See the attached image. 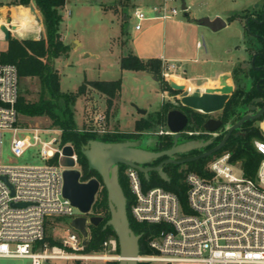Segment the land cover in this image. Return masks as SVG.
<instances>
[{
    "label": "built area",
    "instance_id": "obj_1",
    "mask_svg": "<svg viewBox=\"0 0 264 264\" xmlns=\"http://www.w3.org/2000/svg\"><path fill=\"white\" fill-rule=\"evenodd\" d=\"M172 1L135 7V28L140 30L146 20H164L178 14ZM180 2L182 4V0ZM24 6L30 8V4L0 6V22L3 23L0 27L5 26L10 37L22 36L12 9ZM6 16L10 17V22L5 21ZM35 16H38L37 11ZM40 31L38 28V36ZM0 39H5L4 29L0 30ZM197 45L202 47L204 42L199 41ZM163 63L165 74L179 66L166 60ZM18 96L16 65L0 61V154L2 134L9 132L11 150L16 156L35 150L44 162L0 164V257L28 258L31 264H50L53 259L118 260L115 237L103 243L110 254H114L110 257L83 252L82 236L69 224L80 212L62 192L65 167L59 160L67 144L61 143V130L57 127L22 126L16 108ZM193 132L186 130L188 134ZM253 144L261 156L253 178L244 174L239 161H232L231 152L225 151L209 161L207 174L193 171L186 174V205L173 191L145 185L141 172L126 165L123 174L132 195V217L140 223L159 225L148 242L154 253H140L138 262L264 264V140L256 139ZM72 157L78 168L75 150ZM58 217L66 218L67 232L61 240L62 246L41 244L49 221Z\"/></svg>",
    "mask_w": 264,
    "mask_h": 264
},
{
    "label": "rangeland",
    "instance_id": "obj_2",
    "mask_svg": "<svg viewBox=\"0 0 264 264\" xmlns=\"http://www.w3.org/2000/svg\"><path fill=\"white\" fill-rule=\"evenodd\" d=\"M12 0H0L2 5L9 4ZM154 0H66L60 9L62 20L59 24L61 36L70 45L67 57L57 58L53 66L60 71V84L63 91H75L85 79L89 80H112L121 79L122 88L118 96L114 98V105L107 110L106 96L95 89L87 87L86 92L79 96L74 105L75 121L80 130L94 131L97 134L104 132L134 131L135 120L141 117L154 115L163 105L170 103L172 108L179 109L180 93L169 88V75H179L182 80L176 78L172 80L178 84H184L185 88L195 90L196 88L206 89L219 86V79L216 76L211 78H197L201 72L197 70L199 57L214 59L216 55H226L228 50V70L238 64L237 59L247 57L241 48L243 37L247 34L243 31L238 22L233 21L228 27L212 32L206 27L196 25L185 16V11L181 10L180 0H174L171 4L176 5L178 14L168 19H150L143 21L142 28H135L136 19L133 15L135 7L146 8ZM191 4L186 13L208 12L209 9H217L222 15H228L229 20H233L235 15L247 13H258L264 8V0H187ZM33 5L37 15L41 18L37 21L36 31L33 34V23L15 16L14 21L19 22L17 28L26 34L15 36L22 39L26 37L37 38V30L40 28L44 32L45 26L43 16L34 0ZM15 12L22 14L23 7H14ZM228 10V11H227ZM70 12V13H69ZM6 21V20H5ZM3 30V26L0 30ZM24 29V30H23ZM2 32V31H1ZM63 38V37H62ZM77 41L74 43V41ZM205 43V47H198L197 42ZM8 40L0 39V52L7 49ZM239 50L236 51L235 49ZM208 51V54L205 53ZM233 50V51H232ZM134 53L142 59L161 57L170 63L178 64V68L170 74L163 66L159 74L148 70L122 69L119 59L123 55ZM214 53V55H212ZM160 55V56H159ZM197 62H190L186 58L195 57ZM213 56V58H212ZM180 57V58H178ZM182 58V59H181ZM210 62V61H209ZM52 63V59H51ZM206 75H216L217 63L202 65ZM187 69V73L182 70ZM238 74L234 81L232 78L228 82L235 85ZM195 77V78H193ZM42 81L40 76L19 77V93L30 101H37L40 97ZM137 108L145 109L143 115ZM168 112V111H167ZM167 115V113H166ZM20 124L27 127L54 128L52 121L47 116L28 117L20 114ZM264 135V119L255 122ZM168 128L166 120L141 132V138L129 139L139 141V147L151 150L155 141L165 133ZM173 136V135H171ZM178 139V143L188 141H199L205 143L203 135L198 138L185 134ZM186 136V137H185ZM12 135L3 132L0 154V164L2 165H25L44 163L35 153V150H28L21 156H16L11 150ZM174 141V136H173ZM173 144V143H172ZM208 146V145H207ZM207 146H200L191 149L201 150ZM203 151V150H202ZM189 152V151H188ZM209 163V162H208ZM208 165V164H207ZM187 164H181L180 168H186ZM170 167L164 168L169 173ZM152 187V186H150ZM92 212V211H91ZM90 215V213L88 214ZM67 230L64 220L51 219L47 225L46 233L54 239L62 240ZM87 254H103L108 257V248H103L97 252H85ZM111 258L105 259H53L50 264H108ZM0 264H31L30 259L23 257L9 258L0 257ZM165 264V263H148ZM174 264H196V263H174Z\"/></svg>",
    "mask_w": 264,
    "mask_h": 264
},
{
    "label": "trees",
    "instance_id": "obj_3",
    "mask_svg": "<svg viewBox=\"0 0 264 264\" xmlns=\"http://www.w3.org/2000/svg\"><path fill=\"white\" fill-rule=\"evenodd\" d=\"M32 0H12L9 4H30ZM38 9L43 16L45 26V36L43 39L36 38H22L17 39L10 37L8 39L7 49L0 52V61L9 62L16 65L19 77H34L40 76L42 81V88L40 97L37 101H30L19 93L16 108L22 115L33 116H47L51 119L52 125L61 130V143L71 144L78 158V166L82 170V180H88L92 177H98L99 174L89 169L88 162L83 154V147H85L89 140L99 139L106 142H118L129 139L141 138L140 134L145 129H148L166 120V113L173 106L167 103L162 106L160 110L154 115L148 117H141L135 121L134 131L122 132H104L97 134L94 131L80 130L75 121L74 105L77 98L86 92L87 87L95 89L96 91L106 96L107 110L114 105V98L119 95L122 88V80H89L85 79L75 91H63L60 86V73L52 65L51 59L57 57H66L70 50V45L65 43L60 32L59 24L62 20L60 13L61 7L64 6L66 0H34ZM2 3H0V6ZM263 14V11L259 12ZM238 15L233 16L235 18ZM255 30L260 31L264 35V22L261 25L256 24ZM36 31V26L34 32ZM119 65L122 69L129 70H148L152 73L159 74L162 69V59L152 57L142 59L134 53L123 55L119 59ZM170 88V86H168ZM178 92V91H177ZM242 97L241 89H237L231 98L232 101ZM250 97V96H248ZM231 106V101L228 107ZM264 115L259 118L263 120ZM254 120H247L243 124V133L238 135H231L226 144L212 155L201 157L188 161L186 168H180L181 164H166L164 168L169 169V180L163 179L158 172L151 171L149 179L142 175V180L147 186H162L167 190L173 191L177 194L183 205L187 204V183L185 181L188 172H196L199 174H207L206 166L208 162L217 155L225 151L232 154V161H239L241 163L244 174L248 177H254L257 167L261 160V156L254 147V140H264V135L259 126L255 125ZM172 134H165L159 136L155 141L151 150L160 151L170 148L173 144ZM220 138V137H219ZM214 145V144H213ZM213 145H208L201 150H192L182 153L181 157H192L200 154L204 150L211 148ZM203 150V151H202ZM166 157H159L154 159L152 165H157ZM126 167L124 164L119 166V182L127 198V214L131 228L135 233L140 234L139 241L140 253L151 254L154 251L149 247V240L158 230L159 225L140 223L134 220L131 215L132 195L128 183L124 177L123 170ZM90 215H102L104 221L97 226L89 225V239L83 252H97L103 248V243L110 237L117 236L112 227L104 228L105 221L110 217V210L108 205L107 190L102 185L98 191L95 202L92 205ZM59 220H66V218L58 217ZM118 242V239H117ZM41 244L47 243L49 246H62V241L54 239L51 235H45L44 239L40 241ZM119 243L117 246V253H119ZM108 264H118V260H110ZM138 264H147L146 262H138Z\"/></svg>",
    "mask_w": 264,
    "mask_h": 264
},
{
    "label": "water",
    "instance_id": "obj_4",
    "mask_svg": "<svg viewBox=\"0 0 264 264\" xmlns=\"http://www.w3.org/2000/svg\"><path fill=\"white\" fill-rule=\"evenodd\" d=\"M181 7L187 15L186 11L188 9L185 0H182ZM30 9L36 14L33 5L30 6ZM5 20L10 22V17L6 16ZM37 21H40L39 16H37ZM191 21L210 29L212 32H218L227 26V21L220 15L214 17L209 15L200 16L191 19ZM3 28L4 38L8 40L10 38L9 30L5 26ZM248 28L250 29V27ZM43 38L44 32L40 31L37 39ZM226 79H228V75L222 74L219 77L220 87L204 90L196 88L192 92L186 90L184 84H178L172 80L169 81V85L172 89L180 91V101L183 105L205 113H211L221 110L233 91V85L227 83ZM137 110L143 115L146 113L145 109L137 108ZM263 111L264 108L255 115L248 113L234 121L228 132L216 145L192 157L182 158L181 154L196 147L207 146L211 142L188 141L178 143V139L182 137L190 120L188 115L178 108L170 109L166 115V126L169 133L174 136L173 145L168 149L160 151L146 150L139 147V141L133 140L118 142H106L99 139L89 140L88 145L83 147L82 151L87 159L89 169L95 170L99 174V178L92 177L85 181L81 179L82 172L76 167L75 160L72 157L74 147L70 144L65 145L62 149L63 156L59 160V163L65 167L63 170L62 192L71 205L75 206L80 212L79 215L70 220L69 224L82 236L83 246L88 243L89 225L97 226L104 221L102 215H88L91 213L96 195L103 185L107 190L110 210V217L105 221L104 228L112 227L117 236L120 249L118 264H138L141 235L135 233L130 226L127 214V198L119 182V165L124 164L138 169L146 179H149L151 171H156L163 179L169 180L167 172L164 171L166 164H184L214 154L226 144L234 130L241 127L249 119H258ZM219 125L220 121L208 119L203 128L206 131L213 132ZM235 135H238V133ZM159 157L166 158L157 165H152L154 159Z\"/></svg>",
    "mask_w": 264,
    "mask_h": 264
},
{
    "label": "flooded vegetation",
    "instance_id": "obj_5",
    "mask_svg": "<svg viewBox=\"0 0 264 264\" xmlns=\"http://www.w3.org/2000/svg\"><path fill=\"white\" fill-rule=\"evenodd\" d=\"M226 21L227 26L233 21L238 22L243 31L247 34L245 37H243L242 41L244 42L241 43L240 48V50H242L247 57H244L243 59H237L238 64H236L234 68L223 73L228 75V80L232 78L233 81L237 74L239 75L235 85H233V91L230 93L224 107L219 111L205 113L201 110L187 107L183 105L181 101L179 103V109L186 113L190 118L186 126V130L194 131L193 133L188 134L185 130L184 133L192 135L190 137L196 138H198L199 135H203L201 137H203L204 140L211 142L208 145H216L228 132V129L234 121H237L248 113L255 115L259 112V110L264 108V35L262 32L255 30L257 26L256 24H263L264 16L263 14H259V12H251L236 16L233 20H229L227 17ZM248 27H250V29ZM235 50L238 51L239 49L236 48ZM227 62L228 64L231 63L230 60H227ZM216 87H220V84L214 88ZM185 89L189 90L190 92L194 91L188 88ZM237 89H241L242 97L232 101L231 98L233 93ZM230 101L231 106L228 107V103ZM263 115L264 111L260 114L258 119L249 120L258 121ZM208 119L220 121L219 127L213 132L206 131L203 128L204 123ZM236 133H243V125L234 130L232 135ZM182 137H184L183 134ZM78 168L81 170L80 167Z\"/></svg>",
    "mask_w": 264,
    "mask_h": 264
},
{
    "label": "crops",
    "instance_id": "obj_6",
    "mask_svg": "<svg viewBox=\"0 0 264 264\" xmlns=\"http://www.w3.org/2000/svg\"><path fill=\"white\" fill-rule=\"evenodd\" d=\"M159 1H161V0H154L150 5H152V4H154V3H156V2H159ZM185 3H186V6H187V8L189 9V8H191V4H189L188 3V1L187 0H185ZM150 5H148V6H150ZM181 6H182V4H181ZM23 9H24V11L25 12H23L22 14L20 13V11H18V12H14V11H12V14H13V16H14V18H15V16H17L18 17V19H23V20H26V21H30V22H32L34 25H33V31H32V33H30V34H33L34 33V28H35V26L37 27V23H36V16H35V13L30 9V8H27V7H23ZM228 11V10H227ZM230 14V12L229 13H227L225 16L224 15H222L221 13H220V11L219 10H217V9H209V11L208 12H206V13H204V12H201V13H198V12H190V10H189V12L187 13V15H185V16H188V18H189V20H191V19H193V18H197V17H200V16H205V15H209V16H211V17H214V16H216V15H220V16H222L225 20H227V17H228V15ZM196 23V22H195ZM196 25H198V24H196ZM199 26V25H198ZM202 27V26H201ZM204 27V26H203ZM226 27H228V26H226ZM63 37V40H64V42L65 43H67V41L65 40V36L63 35L62 36ZM37 39V38H36ZM75 42H77L76 40L74 41V43ZM199 42V41H198ZM198 42H197V44H198ZM68 44V43H67ZM198 46V45H197ZM204 47H205V43H204ZM206 48V47H205ZM205 53L206 54H208V51L207 50H205ZM69 54V53H68ZM212 55H214V53H212ZM68 56V55H67ZM66 56V57H67ZM160 56V55H159ZM140 57V56H139ZM57 58H61V57H57ZM57 58H52V65H53V62L57 59ZM141 58V57H140ZM158 58H161V57H158ZM178 58H180V57H178ZM212 58H213V56H212ZM162 60H166L167 61V59H163V58H161ZM182 59V58H181ZM188 61H190V62H197V55L195 56V57H189V58H186ZM199 59H200V61H199V66H198V68H197V70L199 71V72H201V75H199V77H193V78H195V79H197V78H211V77H213V76H216L218 79H219V77H220V75H222L223 73H225V72H227L228 71V62H227V60H228V50H227V53H226V55H216V57H214V59H210V58H208L207 57V55H205V57H199ZM210 61V62H209ZM213 63H217L220 67H218V68H216V75H206L205 73H204V71H205V68H203V66L202 65H206V64H213ZM178 65V64H177ZM56 68V67H55ZM57 70H58V68H56ZM59 71V70H58ZM183 71V73L185 72V73H187L188 72V70L187 69H184V70H182ZM59 73H60V71H59ZM176 78H178V79H180V81L182 80V78L179 76V75H174L173 77H172V79L171 80H176ZM226 81H227V83H228V79H226ZM60 86H61V84H60ZM137 120V119H136ZM135 120V121H136Z\"/></svg>",
    "mask_w": 264,
    "mask_h": 264
},
{
    "label": "bare ground",
    "instance_id": "obj_7",
    "mask_svg": "<svg viewBox=\"0 0 264 264\" xmlns=\"http://www.w3.org/2000/svg\"><path fill=\"white\" fill-rule=\"evenodd\" d=\"M21 8H22V7H21ZM12 11H14V10H12ZM14 12H15V11H14ZM0 23H2V22H0ZM2 24H3V23H2ZM21 35L24 36V35H26V34L21 33ZM174 75H175V74H170V75H169L170 80L172 79V77H173Z\"/></svg>",
    "mask_w": 264,
    "mask_h": 264
}]
</instances>
